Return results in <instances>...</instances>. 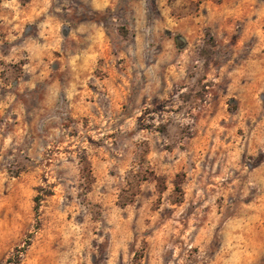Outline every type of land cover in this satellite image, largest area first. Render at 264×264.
<instances>
[{"label":"rangeland","instance_id":"rangeland-1","mask_svg":"<svg viewBox=\"0 0 264 264\" xmlns=\"http://www.w3.org/2000/svg\"><path fill=\"white\" fill-rule=\"evenodd\" d=\"M105 1L0 79V264H264V0Z\"/></svg>","mask_w":264,"mask_h":264},{"label":"crops","instance_id":"crops-1","mask_svg":"<svg viewBox=\"0 0 264 264\" xmlns=\"http://www.w3.org/2000/svg\"><path fill=\"white\" fill-rule=\"evenodd\" d=\"M51 0H3L0 2V79L2 80L7 73L5 67L8 62L17 61L21 58L18 54L19 49H27L31 53V59L44 60L46 57V44H50L51 37L44 29L41 34H35L31 29L32 23L39 18H44L46 14L51 12ZM110 2L107 1V4ZM97 6L106 5L105 0H97ZM45 23V22H44ZM40 39L41 48L35 53V39ZM11 44V50L5 52L3 46L6 43ZM43 42V45H42ZM8 48V47H7ZM37 54V55H36ZM9 86V85H8ZM7 86H0V94L10 92L6 90ZM9 98L0 97V106H7Z\"/></svg>","mask_w":264,"mask_h":264},{"label":"trees","instance_id":"trees-1","mask_svg":"<svg viewBox=\"0 0 264 264\" xmlns=\"http://www.w3.org/2000/svg\"><path fill=\"white\" fill-rule=\"evenodd\" d=\"M0 1H2V0H0ZM36 199H37V201H40V199H41V196H40V195H38ZM38 204H39V203H38Z\"/></svg>","mask_w":264,"mask_h":264}]
</instances>
